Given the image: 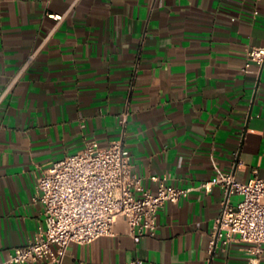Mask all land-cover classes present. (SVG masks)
Masks as SVG:
<instances>
[{
	"label": "crops",
	"instance_id": "1",
	"mask_svg": "<svg viewBox=\"0 0 264 264\" xmlns=\"http://www.w3.org/2000/svg\"><path fill=\"white\" fill-rule=\"evenodd\" d=\"M253 47L264 0H0V264L45 225L43 173L116 140L146 189L159 177L191 192L160 210L154 238L136 243L120 220L114 236L72 243L64 264H207L225 196L198 188L220 172L264 178V65L244 71ZM249 248L220 243L214 264H264Z\"/></svg>",
	"mask_w": 264,
	"mask_h": 264
},
{
	"label": "built area",
	"instance_id": "2",
	"mask_svg": "<svg viewBox=\"0 0 264 264\" xmlns=\"http://www.w3.org/2000/svg\"><path fill=\"white\" fill-rule=\"evenodd\" d=\"M50 17L63 20L57 15ZM252 65L259 68L264 65V47L247 51L244 71L249 72ZM2 100L3 97L0 103ZM126 121L125 114L121 119L123 126ZM151 180L158 182L155 192L146 189L143 179L134 172L122 140L113 141L108 147L89 142L82 151L54 162L43 173L36 187V199L44 207L45 225L30 243L16 248L2 264H64L72 243L85 245L114 236L120 220L136 243L146 237L154 238L160 210L166 203L177 204L187 198L191 189L170 186L166 178ZM214 186H219L225 197L213 224L207 264H214L220 243L223 247L234 242L245 243L250 246L248 251L253 259L261 256L264 178L242 182L232 172H220L198 189L210 190ZM235 195L241 200L232 204L231 197ZM126 264L146 263L138 259Z\"/></svg>",
	"mask_w": 264,
	"mask_h": 264
}]
</instances>
